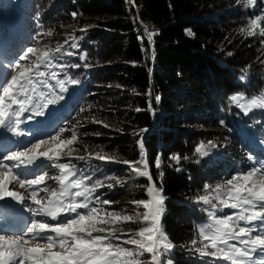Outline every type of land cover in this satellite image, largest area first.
<instances>
[{"label":"trees","instance_id":"trees-1","mask_svg":"<svg viewBox=\"0 0 264 264\" xmlns=\"http://www.w3.org/2000/svg\"><path fill=\"white\" fill-rule=\"evenodd\" d=\"M7 4L8 0H0V14L14 11L11 14L17 19L12 26L0 23L3 61L18 59L22 47L40 52L63 47L60 53L53 51L51 65L40 71L51 85L56 84L53 72L65 79L67 91L55 88L54 96L63 99L49 106L51 123L39 126L35 136L50 139L48 133L56 135L63 128L66 131L58 140H68L75 130L76 141L60 145V162L71 160L81 175L92 177L91 182L101 180L104 187L95 194L116 201L111 206H95L129 215L145 211L132 201L148 198L147 178H132L124 187L113 189L107 184L115 180L106 178L129 179L128 166L122 161L139 159L137 141L142 136L148 170L156 185L163 186L166 212L162 224L174 245L170 254L174 264H224L196 251L203 246L199 228L214 210L199 202V197L207 195L217 209L224 207L211 189L250 171L257 159L264 160V150L256 144L264 143V108L245 114L230 99L237 94L253 98L264 93V36L260 35L264 21L256 28L250 26L252 19L264 17V0H254L253 5L246 0H18L13 9ZM49 30L51 36L46 35ZM186 30L194 35H187ZM248 31L255 35L248 36ZM148 32L153 34L151 42ZM74 36L79 38V50L70 47ZM68 52L86 53L87 58L81 61ZM73 78L79 83L67 82ZM156 96L161 98L158 102ZM141 129L145 130L142 134ZM198 146L207 155L198 153ZM70 150L72 157L65 155ZM96 153L119 162L74 159ZM157 154L162 157V180L154 167ZM52 171L57 185L59 169L45 170L47 174ZM215 211L220 217L222 213ZM119 226L136 232L144 225L127 222ZM114 236L120 240L114 239L113 244L127 238L120 231ZM144 259H150V254L145 253Z\"/></svg>","mask_w":264,"mask_h":264},{"label":"snow or ice","instance_id":"snow-or-ice-1","mask_svg":"<svg viewBox=\"0 0 264 264\" xmlns=\"http://www.w3.org/2000/svg\"><path fill=\"white\" fill-rule=\"evenodd\" d=\"M237 3H240V0H237ZM246 4L253 5L254 0H246ZM72 15L75 18L77 13H72ZM261 21H264V17L257 16L250 21V26L256 28L259 26L258 22ZM186 34L194 35L191 30H186ZM46 35L51 36V30ZM247 35L253 36L255 33L248 31ZM260 35L264 36V28H261ZM78 39V37H73L70 43L71 48L79 50L80 45L76 42ZM152 39L153 34L148 32L147 40L151 42ZM65 43L69 41L65 40ZM261 43L264 44V40ZM53 51L60 53L63 47L57 45L54 50L44 52L28 47L18 59L14 58L8 62L11 70L4 66L3 60H0V90H2L0 91V129L15 132V125L19 124L22 114L31 112L33 115L28 116V119L46 116L45 109L56 104L57 100L63 99V96H54V92L57 86L61 93L67 91L66 80L58 79L57 74L53 72L51 75L56 80V84L51 85L46 79V74L40 71L41 67L51 65L54 59ZM29 54L35 55L37 62L30 66L23 65L21 62L25 61ZM67 55H78L81 61L87 58L86 53L68 52ZM228 55L232 53L229 52ZM71 66L80 67L79 64ZM61 67L63 68L64 65ZM17 68L20 69L18 72ZM67 82L75 85L79 83V80L73 78ZM117 87L120 86L117 85ZM41 88H47L48 91L45 92ZM148 95L151 96V91ZM160 99L159 96L155 97L157 102ZM230 99L237 102L243 99V96L237 94L231 96ZM147 103L150 110L151 99ZM239 106L245 114L251 108H264V93L251 98L247 104ZM136 110L140 111L139 108ZM13 117L16 119L14 120ZM65 131L61 128L56 135L47 134L57 148L60 145H71L77 139V132L72 130L70 139L58 140V137ZM144 131L141 129L140 133ZM96 134L99 135V133ZM47 143V140L38 138L35 143L31 144V147H25L20 151H7L0 159V200L11 198L22 204L26 202L25 196L9 188L10 184L16 183L21 188L31 190L32 205H35L27 209L34 218L30 224L25 226L26 232L14 236L0 235V264H174L170 256L174 245L170 242L162 224V216L166 212L163 186L162 183L160 186L156 185L148 170L149 157L145 151L142 136L137 141L139 159L122 161L128 166L129 179L125 180L115 176L106 178L115 180V184H107L108 189L116 186L124 187L131 182L132 178H147L148 198L132 201L136 207L142 206L145 211L135 212L132 215L95 206L96 203L111 206L116 201L102 199L100 195L95 194L98 188L104 187L103 182L99 179L91 182L92 177L81 175L77 165L71 163V160L68 163L60 162L61 158L55 148L39 151L41 145ZM209 144H211L210 141ZM196 151L201 155H207V151L202 152L200 146ZM65 155L72 157V151L70 150ZM74 159L85 163H90L92 159L105 163L119 162L115 160V157L101 153H96L94 157L90 154L89 156H77ZM172 159H177V157L173 156ZM249 159L253 157L250 156ZM5 161L11 163H5ZM256 163L259 164V168L253 164L250 171L234 175L226 181L225 185H217L216 188L211 189L216 194L215 199L224 208L234 211L221 217H216L214 211L210 217L213 223L200 226L199 235L203 246L196 248L200 256L211 257L215 261H223L224 264H257L255 257L258 256L260 257L259 264H264V161L257 159ZM22 165L41 167V170L43 168L59 169L60 175L55 178L59 181V192L53 189L52 198L42 202L37 198V191L33 186L45 183L47 172L43 175L37 173L34 178L26 179L16 171ZM161 165L162 157L157 154L154 167L158 170V175L162 180L164 174L159 172ZM86 181L89 183H85ZM204 187L206 190L210 188L207 184ZM72 189L75 191H71ZM199 202L211 205L214 210H224L223 208L217 209V204L212 203L207 195L200 196ZM48 217H50V222L44 219ZM127 222L144 226L136 232L130 229L125 232L119 225ZM97 224H111L114 227L105 229L98 227ZM117 231L127 238L121 243L113 244L114 239L120 240V237L114 236ZM105 232H107L106 235H93V233ZM29 237L32 241L45 243L30 246ZM192 244L196 245L197 241L193 240ZM122 245L135 247L129 248ZM56 247L60 251H53ZM209 248L212 250L207 251L206 249ZM145 253L150 254V259H144Z\"/></svg>","mask_w":264,"mask_h":264},{"label":"rangeland","instance_id":"rangeland-1","mask_svg":"<svg viewBox=\"0 0 264 264\" xmlns=\"http://www.w3.org/2000/svg\"><path fill=\"white\" fill-rule=\"evenodd\" d=\"M17 1L18 0H8V4H7L9 6L8 8L13 9V5ZM13 12L14 11H11V13ZM11 13L6 16L0 14V23L9 24V26L10 25L12 26L15 23L13 21L17 19V16ZM0 41L2 42V40ZM1 42H0V46H1ZM26 50L27 49L22 47L20 49V52L24 53L26 52ZM28 58L30 59L35 58V60L37 61V57L33 54H30ZM28 58L25 61H29L31 63H27L25 61H22L21 63L26 66L32 65L33 61L32 60L30 61ZM0 60L2 59L0 58ZM3 62H4L5 67H9L8 61H3ZM9 70H11L10 67H9ZM19 70H20L19 68L16 69L17 72ZM43 91L47 92L48 89L44 88ZM250 99L251 98H246L243 96V99L237 102H234V104H236L244 112V110L239 105L247 104V102ZM258 109L260 108H251L248 113L255 112V110H258ZM47 110L48 109H45L47 113L46 116H37V117H34L33 119H28V116L33 115L31 112L22 114V116L19 118V124L15 125L16 127L15 132L0 129V159L3 158V154L5 152L20 151V150H23L25 147H31V144L35 143L38 138H41L38 135L35 136V134H36L37 129H39V126L42 127L44 125H48L51 123V119H50L51 113ZM13 119L15 120L16 118L13 117ZM45 140H47L48 143L46 145H41V148L39 149V151H44V150L55 148L58 153L60 146L57 148L56 144L52 142L50 139H45ZM256 144H258L260 148L264 150V143H260V144L256 143ZM261 161H264V160H261ZM5 163H11V162L5 161ZM255 164H256V167L259 168V164L257 163ZM46 169L47 168H43V170H41V167H32V166L26 167L22 165L20 168L16 169V171L20 172L23 178L32 179L37 173L43 175ZM53 172L54 171L48 172V174L45 176V183H42L39 186H33L37 191V198L41 199L42 202H46L48 199L52 198L53 189H56L57 192H59L60 190L59 181L57 180L56 182L58 183L57 185L54 184L55 183L54 182L55 180L53 179L54 175L51 176ZM58 173L60 175L59 171ZM59 175H55V177H58ZM47 186H52V187L50 189L48 188L46 189ZM9 188L13 191H17L21 193L23 196L27 198L26 202L23 204L20 202L11 200V198H5L4 200H0V235L14 236L16 234H23L24 232L27 231L25 226L30 224L31 220L34 218L32 217L31 213L28 212L27 209L29 206H35V205H32L30 189L26 190L25 188H21L16 183L10 184ZM71 191H75V189H72ZM222 208L224 210L220 211L222 213L220 214V217L224 216L225 214H231L234 211L229 208H224V207ZM214 211L215 210H212L209 212V218L207 222L204 223L203 225H208V224L213 223V220L210 217ZM216 217H217V212H216ZM35 218L39 219L40 217H35ZM44 219L50 222V217L44 218ZM29 240H30V246H35L36 243H41V244L45 243L41 241H32L30 237H29ZM53 251H60V249L56 247L53 249ZM259 260L260 258L256 259L257 264H259Z\"/></svg>","mask_w":264,"mask_h":264}]
</instances>
